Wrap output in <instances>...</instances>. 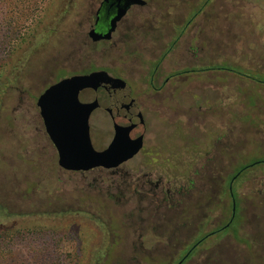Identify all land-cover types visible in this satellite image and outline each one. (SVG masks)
I'll return each mask as SVG.
<instances>
[{
  "label": "rangeland",
  "instance_id": "1",
  "mask_svg": "<svg viewBox=\"0 0 264 264\" xmlns=\"http://www.w3.org/2000/svg\"><path fill=\"white\" fill-rule=\"evenodd\" d=\"M96 1L0 0V224H16L0 233V264H177L197 240L230 218L226 190L235 168L241 169L242 180L236 191L242 223L238 238L232 237L239 225L234 222L202 242L185 264H264L258 260L264 243L261 250L252 246L264 241V164H256L264 161V59H241L264 55V42L256 47L246 42L251 50L237 59V53H220L227 59L219 60L226 62L209 69V59L189 44L190 33H185L176 59H155L169 53L171 37L188 28L190 20L195 19L193 26L198 23L194 15L209 8V0H148L150 32L161 29L163 37L150 44L144 58L135 54L123 58L124 66L116 65L108 46L79 41ZM227 1L225 7L238 8V13L264 10V0ZM251 23L261 26L264 17ZM154 67L156 85L178 73L170 78L173 93L163 98L168 110L140 111L146 134L134 166L163 178L164 185L176 180L178 188L185 184L178 159L195 144L210 143L209 161H199L198 175L185 194L191 199L179 209L154 212L152 207L146 214L147 204L138 206L137 199L123 205L94 193L87 188L91 178L85 182L78 173L59 169L40 121L29 128L14 123L38 121L36 99L62 79L87 74L91 81L112 79L118 70L129 81V73H137L136 83L145 86ZM222 83L228 84L225 90L213 89Z\"/></svg>",
  "mask_w": 264,
  "mask_h": 264
},
{
  "label": "flooded vegetation",
  "instance_id": "2",
  "mask_svg": "<svg viewBox=\"0 0 264 264\" xmlns=\"http://www.w3.org/2000/svg\"><path fill=\"white\" fill-rule=\"evenodd\" d=\"M142 1L145 2L144 6H133L129 8L125 13V15L118 22H116L114 31L112 32L111 38L109 40H99L94 42L89 36L91 29L94 28L95 33L105 34L109 28L110 22L115 17L117 12V3L113 1L103 3V0H97L92 5L95 7L93 16H91L88 19V22L85 24L84 30L79 35V41L84 45L108 46L111 52L115 55L116 65L120 63L123 64L124 66L126 63H124L123 58L133 59L136 56L135 54H138L136 56V59L137 58L139 59V57L144 58L143 56H146L151 52L150 44H153L154 46L155 43L157 44L159 42L160 36L163 37L162 35L163 31L160 29L156 31L153 30L152 32H150L149 1L148 0H142ZM173 32H175V30ZM156 33L158 34L156 35ZM152 34H154L155 36H153V39L151 40L150 36ZM171 40H172L171 45L170 46L168 45L169 53L165 55V57H162L164 55L163 54L161 56L159 55L155 59H172L173 56L174 58L176 57L177 49L181 46V41L179 36L177 37L173 36L171 37ZM177 73L178 72L174 71L171 77H167L166 79H164L163 83L159 85H156L155 83L156 77L158 75V67H154L152 73H150L149 78L147 79L148 83L145 86H143L141 83L138 82L136 83L138 77H137V73L135 72L129 73L130 76L133 77L131 80L132 82L129 81L127 78L121 77L118 74V70L117 73L113 75L111 80L117 82H123L127 84V86L130 89V99L134 100L137 103L139 111L148 109L153 113L155 112L157 113L158 110L160 113H163L166 110H168L166 109L167 105L164 103L163 98L166 96V93L171 95L174 91L173 88H171L170 78L173 79L176 78ZM73 77H88V74L74 75ZM58 83L59 82L49 85L38 96L35 102V107L37 109H38L37 101L39 97L43 95V93L46 90H48L50 87L57 85ZM97 86L98 85L96 81L95 82L91 81L90 83H88L87 86L88 88H84L85 92L88 91V94L90 95L89 98L87 97L88 100L91 98L92 101H95L98 98L96 96L98 90L95 89L97 88ZM118 92H120V90H116V91L111 90L107 92V95L110 94L115 98H117ZM25 116H27V114H25ZM38 116H39L38 121L33 119H25L18 121L14 120V123L16 125L18 124L19 127L29 128V127H33V124H37V122L40 121V123L43 126V121L40 117L39 109H38ZM226 127L228 128L229 124L228 125L226 124ZM44 134L48 139L45 129H44ZM145 134H146V129H145ZM236 141L237 143H240V137H237ZM230 143H233V141L230 142V140H227V144ZM195 146L198 147L196 144ZM143 149H144V139H143V147L135 157H133L131 160L121 165L120 167L112 170L97 168L87 172H67L60 168L59 169L67 173H78L79 175H81L82 181L85 182H87L89 178H91L89 185H87V188H89V190L91 189L94 193L96 194L99 193V195H103V194L107 195V197H110V199L117 198L115 202L118 204L124 205L125 203V205H129V203H131L132 201L135 202L134 199H137L136 202L138 206L141 203L147 204L148 209L145 210L146 214L149 213L152 207L155 208L154 212H156L161 207H170L173 209L181 208L188 201H190L189 199H191L185 194L188 191H191L194 182V177L198 175V170H200L198 169L199 161L201 159L202 160L206 159L209 161V153H206L204 155L202 153L197 154L192 150L183 153L189 155H187V157H184V159H178L179 165L177 166V168L180 173V176L184 178L185 184L180 185L177 188L176 180L173 181L169 180L167 181L166 185H164L163 178L158 177L155 179L154 175L150 172H147L144 167L134 166L135 159L142 152ZM182 161L184 162L182 163ZM126 165H129V169H126L124 167ZM238 165L239 164H237L235 167H238ZM207 169L209 170V167H206V170ZM235 170L236 168L233 169V174L229 176L230 179L226 190L229 199L228 204L233 208L231 209L232 214L230 215L229 220L224 224L225 226L224 225L221 226V227H226L228 225H232L233 220L236 217V214H238V224H239L238 232H237V237H234L232 235L233 240L238 238V233L241 230L240 228L242 226L239 215L240 206L238 202V197L236 195L237 188L242 184V180L239 182V178L241 176V172H240L241 169H238L237 172H235ZM204 188L206 189V184ZM126 195L129 196L128 199L122 200ZM188 205L190 206V202ZM211 233H213V231L210 232L209 234ZM209 234L205 235L200 240H197L194 243V245H192L190 249L186 251V253L178 261L177 264H185L188 261V259L191 258L193 251L198 249V247L200 246L198 243L204 238L205 240L208 239ZM255 248L257 250H261L260 245L258 246L256 245Z\"/></svg>",
  "mask_w": 264,
  "mask_h": 264
},
{
  "label": "water",
  "instance_id": "3",
  "mask_svg": "<svg viewBox=\"0 0 264 264\" xmlns=\"http://www.w3.org/2000/svg\"><path fill=\"white\" fill-rule=\"evenodd\" d=\"M109 1L117 3L116 15L105 34L91 29L89 36L94 42L109 40L116 22L129 8L145 5L142 0L103 3ZM95 81V101L88 100L90 95L84 90L90 77L63 80L37 101L45 132L57 153V165L67 172L112 170L131 160L143 147L144 120L137 103L130 99L127 84L111 79ZM111 90H120L117 98L107 95Z\"/></svg>",
  "mask_w": 264,
  "mask_h": 264
},
{
  "label": "crops",
  "instance_id": "4",
  "mask_svg": "<svg viewBox=\"0 0 264 264\" xmlns=\"http://www.w3.org/2000/svg\"><path fill=\"white\" fill-rule=\"evenodd\" d=\"M236 0H231L233 5ZM230 3L227 0H209V8L208 6L203 8L198 14L194 15L198 17V23L196 25H192L190 20L188 28H183L176 33L179 36L181 43L184 41V37H186L185 33H190V42L189 44L195 43L193 45L195 48L199 50V54H204V57L209 59V69L216 68L221 66L226 60L221 61L219 59H227L226 56H221L220 53H224L225 55L229 53H237V56H233L234 59L238 58V54L241 55L245 51H249L251 46L256 47L260 46L261 42H264V24H260L259 26L257 23L252 24L251 21H256L258 19L264 17V10L252 7L247 8L251 9L252 11H247L244 9L237 12L238 8L230 7L229 9L225 7V4ZM222 6L224 8H222ZM226 9V10H225ZM257 14L258 18H252L253 15ZM202 16V18H201ZM239 16V19H238ZM245 23V24H244ZM192 33V35H191ZM193 37V39H192ZM251 38V41H250ZM186 40V39H185ZM246 42H251L249 48L245 47ZM264 47V46H263ZM264 49V48H263ZM264 53V52H263ZM195 56V55H193ZM264 55L262 56H246L245 58L241 59H263ZM220 63V65H216ZM210 73V71H209ZM211 78H209V87H212ZM228 85L227 83H222L219 85V88L215 87L213 89L219 90V92L223 89V86ZM228 89V87H227ZM225 90V89H224ZM222 95V93L220 94ZM196 126L202 131H205L204 126L201 123H196ZM226 128V129H225ZM220 129V128H217ZM222 129V128H221ZM225 133L228 134L231 131L230 126L227 128L224 127ZM208 132L206 133L209 135V127H207ZM226 130H228L226 132ZM206 146H198L192 149L193 152L196 153H209V144L205 142ZM195 144V142H193ZM197 145V144H196ZM202 147V148H201ZM198 150V151H197Z\"/></svg>",
  "mask_w": 264,
  "mask_h": 264
},
{
  "label": "trees",
  "instance_id": "5",
  "mask_svg": "<svg viewBox=\"0 0 264 264\" xmlns=\"http://www.w3.org/2000/svg\"><path fill=\"white\" fill-rule=\"evenodd\" d=\"M256 164H264V161H259V162H257ZM246 168H248V166L246 167ZM245 168V169H246ZM230 208L231 209H233L231 206H230ZM238 210V209H237ZM236 213H237V211H236ZM231 214H232V212H231ZM230 214V215H231ZM229 220V219H228ZM234 222H238V214H236V217L234 218V220H233V224H234ZM233 224L232 225H228V226H226V227H220V228H217V229H215L214 231H213V233H211V234H209V237H211V236H214V235H217V234H220V233H222V232H225V231H227V230H229L230 228H232V226H233ZM14 225H16V224H14V223H1L0 224V233L2 232V231H4V230H7V229H9L10 227H12V226H14ZM225 226V225H224ZM234 229V228H233ZM232 235L234 236V237H237V232H235V233H232ZM237 239V238H236ZM205 241V238L204 239H202L198 244L200 245L202 242H204ZM263 243H264V241H262V243H261V241H259V242H256L255 243V245H252V246H254V247H256V245L258 246V245H260V246H262L263 245ZM233 256V258L235 257L234 255H232ZM235 259V258H234ZM258 260H260L262 263L264 262V255L260 258V259H258ZM212 264H215V263H212Z\"/></svg>",
  "mask_w": 264,
  "mask_h": 264
}]
</instances>
